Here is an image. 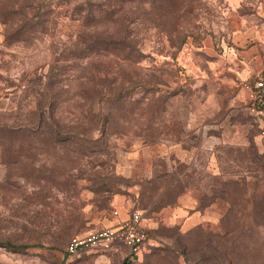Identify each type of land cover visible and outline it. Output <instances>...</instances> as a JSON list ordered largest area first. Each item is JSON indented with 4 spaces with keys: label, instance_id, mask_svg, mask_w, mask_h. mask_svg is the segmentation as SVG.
<instances>
[{
    "label": "rangeland",
    "instance_id": "1",
    "mask_svg": "<svg viewBox=\"0 0 264 264\" xmlns=\"http://www.w3.org/2000/svg\"><path fill=\"white\" fill-rule=\"evenodd\" d=\"M258 54L264 0H0V264H264ZM137 209L136 258L66 253Z\"/></svg>",
    "mask_w": 264,
    "mask_h": 264
},
{
    "label": "built area",
    "instance_id": "2",
    "mask_svg": "<svg viewBox=\"0 0 264 264\" xmlns=\"http://www.w3.org/2000/svg\"><path fill=\"white\" fill-rule=\"evenodd\" d=\"M241 88L247 93V110L258 121L264 135V69L243 80ZM115 214L121 215L119 210ZM143 218L141 210H129L116 224L73 236L66 246V253L80 256L94 249L119 251L125 247L129 254L138 255L149 240L148 233L142 228Z\"/></svg>",
    "mask_w": 264,
    "mask_h": 264
},
{
    "label": "crops",
    "instance_id": "3",
    "mask_svg": "<svg viewBox=\"0 0 264 264\" xmlns=\"http://www.w3.org/2000/svg\"><path fill=\"white\" fill-rule=\"evenodd\" d=\"M245 68L243 69V72H240V75L243 77L242 81L245 80L246 78L250 77L253 73L259 72L260 70L264 69V58H262L259 54L255 55L253 58L250 59L249 62L245 61ZM241 94H242V100L246 104V99H247V93L245 90L241 88ZM190 205L187 206V209H189ZM186 208V207H185ZM129 210L125 211L126 212ZM121 213V212H120ZM192 213H189L187 217H193ZM88 233V232H86ZM83 233V234H86ZM82 235V234H78ZM81 256V255H80Z\"/></svg>",
    "mask_w": 264,
    "mask_h": 264
},
{
    "label": "trees",
    "instance_id": "4",
    "mask_svg": "<svg viewBox=\"0 0 264 264\" xmlns=\"http://www.w3.org/2000/svg\"><path fill=\"white\" fill-rule=\"evenodd\" d=\"M260 127V126H259ZM129 252V251H128ZM128 256H132L133 258H136L138 256L137 254H128Z\"/></svg>",
    "mask_w": 264,
    "mask_h": 264
}]
</instances>
